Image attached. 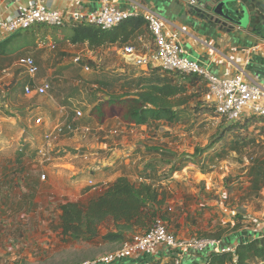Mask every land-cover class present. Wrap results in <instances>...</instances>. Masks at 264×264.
Instances as JSON below:
<instances>
[{"label": "rangeland", "instance_id": "1", "mask_svg": "<svg viewBox=\"0 0 264 264\" xmlns=\"http://www.w3.org/2000/svg\"><path fill=\"white\" fill-rule=\"evenodd\" d=\"M232 18L245 22L243 16L232 15ZM52 29V26H43L41 32L48 33ZM26 33L27 45L35 46L29 40L31 33ZM15 45L16 43L9 45V48L13 49ZM25 46L0 56V103L5 104L4 107L0 106V264H80L110 253L120 245L101 238L93 242H63L57 230V206L73 199L74 194L69 192L70 195H67L66 190L71 188L67 184L52 189L46 184L48 173L61 169L54 167V164L65 157L61 155L63 148L81 149L76 154L66 156H74L73 159L77 161L88 156L91 161L83 164L91 166H102V162L111 161L114 154L124 148L115 139L106 143L103 149L96 147L97 141L92 142L91 133L98 131L96 126L102 124V121H111L110 132L116 130L114 136L128 137L123 140L131 142L129 146H132L133 159L141 157L145 148L148 150L150 146L170 150L180 159L195 156L196 148L203 150L201 156L194 158L196 162L184 161L185 167L174 174L170 172L171 164L163 161L160 163L162 167H157L158 171L153 176L155 183L165 186L170 194L164 206L167 217L165 222L170 231L179 229L175 228V222L179 218H183L184 223H180L178 234L184 238H203V232H213L219 226H224L229 231L236 223L239 224L240 231L264 230V188L257 195L250 192L247 174L250 157H264V122H251L246 128L226 129L228 122L224 118L205 106L196 105L203 87L195 86L189 90V93L193 90L196 95L200 94L195 102L190 103L189 108L194 113L180 127L176 125L171 135L165 136L162 128L155 131L141 129L139 126H132V132L123 128L124 132L121 133L123 126L112 124L120 120L116 117L120 113L119 108L114 103H107L108 92L98 89L96 82L102 78H118L119 84L114 86L117 90L115 94H121L125 90L119 88V85L127 87L125 82L143 75L142 71L129 65L124 66L122 59L114 57H110L113 59L111 63H98L97 69L91 68L89 72L83 71L77 64H71L63 69V78L47 79L51 88L46 95H25L20 83L28 77L15 64ZM6 67L10 69L9 76L1 72ZM41 76L37 75L38 78ZM49 94H58V97H64L66 101L68 97L71 98V103L70 100L67 101L71 104L69 113L73 109L81 110L82 116L78 120H84L86 125L80 126L79 123L72 131L65 129L60 133L53 132L49 141H46L45 135L60 123H52L53 116L50 113L46 115L44 111L38 110V107L49 106ZM99 104L102 105L97 110ZM90 113L93 116L89 117ZM38 117L43 121L36 123L35 119ZM98 135L97 133L94 137ZM221 136L222 139L209 148ZM236 137L244 138L245 142L254 139V143L246 144L241 153L228 150L223 156H213L222 149L227 150V144ZM24 141L28 147L25 155L18 160L17 152L25 144ZM55 148L61 151H53ZM160 156L161 154H152L146 157L159 159L162 157ZM102 157L106 160L102 161ZM140 160L136 159V162L141 163ZM179 161L181 164L182 161ZM137 169L135 168L133 175L137 174ZM98 172L101 171L83 177V174H78L73 180L77 179L78 182L81 179V183L87 185L88 179H92L97 186ZM57 182H60V178ZM170 201L175 203L173 211L168 210ZM105 230L102 226L101 234ZM200 257L202 259L199 260L184 259L182 263L204 264L203 253H200Z\"/></svg>", "mask_w": 264, "mask_h": 264}, {"label": "trees", "instance_id": "2", "mask_svg": "<svg viewBox=\"0 0 264 264\" xmlns=\"http://www.w3.org/2000/svg\"><path fill=\"white\" fill-rule=\"evenodd\" d=\"M38 25L40 27L47 26ZM29 28L0 40V56L25 46L26 32ZM68 29L67 40L70 43L86 44L91 51H97L115 43L122 47L134 39V36L142 30L149 31L148 23L141 14L131 16L108 29H102L87 22L73 23ZM151 39L153 42V37ZM14 43L16 45L10 49L9 45ZM22 56L24 55L21 54L18 58ZM83 64H88L94 70L97 69L95 61L81 59L77 65L82 68ZM142 72L143 75L125 82L127 87L119 85V88L125 90L121 94H115L117 90L114 86L119 84L118 78H102L96 82L98 89L108 92L109 100L107 103L116 104L120 111L118 118L125 124L148 126L153 123H164L176 126L188 121L193 112L192 108H189L190 103L195 102L196 97L200 96V94L196 95L193 90L189 93L190 88L195 86L203 87L201 98L196 101V105L199 104L200 107L205 106L206 109L213 110L206 99L207 87L201 76L193 73L164 71L159 66L149 67L148 70ZM20 84L23 92L26 84L31 85L28 78ZM69 104L67 103V105ZM101 105L96 107L97 110L100 109ZM0 106L4 107L5 104L1 102ZM90 116L93 114L90 113ZM78 119L75 117L73 109L67 116L66 122L75 127L79 124L80 120ZM251 122H264V116L252 115L241 120L228 122L226 129L246 128ZM157 127L156 124L155 128L157 129ZM222 137L213 141L209 148L213 147ZM24 143L20 151L17 152L18 160L25 155L28 147L27 142L24 141ZM248 143H254V139L245 142L244 138L236 137L227 144V150L222 149L213 156H223L228 150L241 153ZM73 149L63 148L61 155H73L81 151V149ZM54 150H57L58 153L61 151L59 148ZM202 151V149L196 148L195 156L189 155L180 159L170 150H164L161 147H149L144 152L145 154H161L162 157L149 159L144 168L138 172L135 180L126 175H120L109 182L103 190L85 200H66L57 206V230L61 240L63 242H93L101 238L103 241L121 245L129 240L132 235L147 231L156 217L165 221L167 217L164 206L170 198V194L165 186L157 185L153 179L154 174L158 171L157 167H162L160 163L165 161L168 165L171 164L170 172L177 173L185 167L184 161L196 162L194 158L200 155ZM173 159H175L174 162ZM179 160L182 161L181 164ZM247 174L250 192L259 194L264 188V157H250ZM102 226L106 228L104 234L100 232ZM202 237L219 240L223 247L231 246L232 248L227 251L212 249L204 252L202 260L204 264H261L264 262V230L259 234L247 233L244 230L240 231V226L236 223L229 231L226 227L219 226L213 232H203ZM150 264H173V257L171 256L167 260L157 258L152 260Z\"/></svg>", "mask_w": 264, "mask_h": 264}, {"label": "crops", "instance_id": "3", "mask_svg": "<svg viewBox=\"0 0 264 264\" xmlns=\"http://www.w3.org/2000/svg\"><path fill=\"white\" fill-rule=\"evenodd\" d=\"M111 1H114L120 8L128 10L135 8L138 13L143 14L149 11L157 13L155 7L161 0ZM167 1L171 3L169 10L171 18H163L167 21L170 29L176 30L180 33L185 51L191 59L196 60L200 65L217 75L226 76L230 74L242 73L244 78L248 81L264 83V52H252L251 49L253 45L264 42V0H238L235 4L229 3L230 7L238 9L239 11L246 7L249 18V22L246 26H240L228 19L218 16L213 12L214 6L223 0H200L206 5V11L204 12L203 17H199L201 14V12L199 13V10L194 12L193 10L196 9L193 8V10L190 11V8L179 0ZM28 2L29 0H1L0 19L15 14L19 8L26 6ZM44 2L48 7L60 9L68 17L79 12H89L97 9L101 4L100 0H44ZM181 12L185 15V19L181 20ZM176 13L177 16H174ZM191 20L198 21L197 25L192 26L190 23ZM70 25L71 24H66L62 27H53L54 29H52V31H48V33L41 32V27L38 24L29 28L28 32L31 33L29 40L31 41V44L35 43V46H28L26 43L23 55L33 57L38 66V74L42 75L41 78L37 77V79H52L53 77L63 78V69L71 64H75L73 59L78 55L83 60L95 61L97 64L105 63L106 61L107 63H111L113 61V57L119 58L124 62V66L129 65L140 71H146L145 68L137 66L131 59L125 58L120 54V50L124 45L119 47L115 43L104 47L103 49L91 51L88 49L86 44L70 43L67 40V35L69 34L68 28ZM35 36H37V39H35ZM151 37L152 36L148 30H142L140 33H137L134 36V39H132L128 44L135 45L139 53H146L153 48ZM52 51L54 52L53 54ZM120 71H122V69ZM7 75H11L10 69ZM28 79L30 80V84H33V79L29 77ZM49 97L51 99L49 106H47V108L38 107L39 112L44 111L46 115L50 113L51 116H53V121H51L52 123L57 121L60 123L66 122L71 109V105H67V103H69L67 101L70 100L71 103V98L68 97L66 101L64 100V97H58V94H49ZM116 117L118 118V116ZM79 123L81 124H78L80 126L86 125L84 120H80ZM101 123L102 124L99 123L98 125L95 123L98 131L91 133L93 134V139H91L92 142L97 141L96 147H98V149H103V147H106V143L112 142V139H115L118 143L122 144L124 148L114 154L115 156L111 161H107L104 157L100 158L102 161L106 160V163L103 165L105 168L100 169L99 171L101 172H98L97 174L98 178L96 179V182L98 183V187L96 186V189L82 184L81 179L78 182L77 179L75 181L73 180L78 174H83L82 177L84 175L88 176L86 169L91 166L85 165L87 161H91L90 158L88 159V156H84V160L81 159L77 161L73 159L74 156L68 157L64 155V158H61L60 161L54 164V167L56 166L61 169L50 171L48 173L46 184L50 186L51 189L66 184L71 186V188L68 187L69 189L66 190L67 195H70V193L74 194L73 199H70L71 201L85 200L87 197L103 190L109 182L113 181L120 175H126L130 179L135 180L138 172L144 168V165L149 159L146 156L150 157L152 155L149 153L145 154L144 152L147 150L145 148V151L142 152V156L136 158L139 160L141 159V163L138 161L136 162V159L132 158L134 153H131L132 146H129L131 142H129L128 139L123 140L128 137L114 136L113 132L116 130L110 132L111 121H102ZM115 123L123 126L120 129L121 133L124 132L123 128H128L132 132L131 128L134 125L125 124L121 120H116L112 124ZM156 124L158 126L157 129L155 128ZM156 124L153 123L148 126L141 125L139 127L141 129H153L155 131L162 128L165 130L163 132L165 136H169V134L171 135L173 133L172 129L175 128V126L166 125L164 123ZM97 133L99 135L94 137ZM82 135L86 136V134ZM71 140L73 141V136L71 137ZM79 140L83 141L82 138H79ZM98 143H100V145H97ZM126 146H128L127 150ZM96 155H100V153H96ZM83 162L85 163L83 164ZM135 168L137 169V174L133 175ZM58 178H60V182H57ZM178 204H180V201H178ZM174 206L175 203L170 201L168 204V210L173 211ZM175 223V228L179 229L174 230V232H176L175 234H178V232H180V223L183 224L184 220L183 218H181V220L179 218ZM245 232L249 233L251 231L246 230ZM261 232L262 231L260 230H255L252 231V234H259ZM178 236L184 238L180 236V234H178ZM228 237L230 238V236ZM120 246L121 245H118V247ZM118 247L114 248V250ZM171 254V252L161 248L155 255H141L135 258L117 260L110 264H150L152 260L157 258L167 260ZM99 257L100 256H97L94 259ZM200 258V253H194L186 256L183 260H199ZM86 261H83L80 264H84ZM261 264H264V262Z\"/></svg>", "mask_w": 264, "mask_h": 264}, {"label": "built area", "instance_id": "4", "mask_svg": "<svg viewBox=\"0 0 264 264\" xmlns=\"http://www.w3.org/2000/svg\"><path fill=\"white\" fill-rule=\"evenodd\" d=\"M100 1L101 4L97 9L79 12L68 17L60 9L48 7L44 0H29L28 4L19 8L15 14L0 19V40L37 24L62 27L66 24L87 22L102 29H108L131 16L141 14L147 21L148 29L153 37V48L141 54L135 45L126 44L120 50L123 57L131 59L145 70L152 66H159L164 71L193 73L201 76L207 87V101L213 107L215 114L227 122L241 120L252 115L264 116V83L248 81L242 73L221 76L210 72L187 55L180 33L170 29L167 21L157 13L149 11L142 14L138 13L135 8L132 10L120 8L111 0ZM179 1L189 8L201 12L206 11V5L200 0ZM251 49L252 52H264V42L253 45ZM80 60L79 55L73 59L76 64ZM15 64L33 79V84L24 86L25 95L43 96L48 93L51 88L50 82L47 79H37L38 66L33 57H19ZM82 70L89 72L91 68L88 64H83ZM1 72L7 75L9 69L5 68ZM74 112L77 119L82 116L81 110L75 109ZM35 121L40 123L43 119L38 117ZM73 128L68 122L58 123L53 126L49 134L45 135L46 141H49L53 132L60 133L65 129L72 131ZM105 163L106 161L102 162V166H89L86 173L91 176L95 171L102 169ZM87 185L96 189V183L92 179H88ZM161 248L172 253L169 257H173V264H181L183 258L194 253H204L212 249L215 251L232 249L231 246L223 247L216 239L181 238L168 229L163 219L156 217L147 231L132 235L114 251L97 259L86 261L84 264H110L117 260L141 255H155Z\"/></svg>", "mask_w": 264, "mask_h": 264}, {"label": "water", "instance_id": "5", "mask_svg": "<svg viewBox=\"0 0 264 264\" xmlns=\"http://www.w3.org/2000/svg\"><path fill=\"white\" fill-rule=\"evenodd\" d=\"M238 0H223V1H220L219 3H217L214 8H213V12L215 14H217L218 16L224 18V19H228L240 26H246V24L249 22V18H248V13H247V9L246 7L243 8V10L239 11L238 9H234L233 7H230L229 6V3H237ZM170 2H168L167 0L166 1H159L157 4H156V7H155V10L157 11V14L162 16V17H170L171 18V13L169 14V10H170ZM193 9L190 8V11H192ZM183 11V10H182ZM194 12H196L197 10H193ZM201 11H199L200 13ZM182 15L180 14V18L181 20L182 19H185V15L183 14V12H181ZM241 13V14H240ZM204 12H201V14L199 15V17H203L204 15ZM243 14V15H242ZM232 15L234 16H243L244 18V23H241L239 22L238 19H234L232 18ZM174 16H177V13L174 14ZM197 22L196 20H191V25L192 26H196L197 25Z\"/></svg>", "mask_w": 264, "mask_h": 264}]
</instances>
